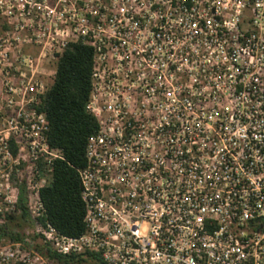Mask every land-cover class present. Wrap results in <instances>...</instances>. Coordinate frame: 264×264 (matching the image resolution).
I'll list each match as a JSON object with an SVG mask.
<instances>
[{
	"label": "built area",
	"instance_id": "built-area-1",
	"mask_svg": "<svg viewBox=\"0 0 264 264\" xmlns=\"http://www.w3.org/2000/svg\"><path fill=\"white\" fill-rule=\"evenodd\" d=\"M91 50L97 125L77 170L84 231L36 222L60 152L41 102ZM0 264H264V0H0Z\"/></svg>",
	"mask_w": 264,
	"mask_h": 264
},
{
	"label": "trees",
	"instance_id": "trees-1",
	"mask_svg": "<svg viewBox=\"0 0 264 264\" xmlns=\"http://www.w3.org/2000/svg\"><path fill=\"white\" fill-rule=\"evenodd\" d=\"M91 57L88 47L72 45L66 49L56 62L52 84L40 107L48 126L47 144L60 152L61 160L52 163L50 181L38 192L43 212L36 222L47 223L66 237H78L84 231L77 170L84 165L86 140L97 130L94 117L85 110L90 91ZM17 209L18 215L10 216L4 229L0 228V237L8 241H21L23 227L31 224L22 189ZM34 249L56 264H100L94 257L87 260L60 256L42 246H34Z\"/></svg>",
	"mask_w": 264,
	"mask_h": 264
},
{
	"label": "rangeland",
	"instance_id": "rangeland-1",
	"mask_svg": "<svg viewBox=\"0 0 264 264\" xmlns=\"http://www.w3.org/2000/svg\"><path fill=\"white\" fill-rule=\"evenodd\" d=\"M10 226V225H9ZM32 225H25L22 229V233H23V238L27 237L30 240H33V242L36 243V240H34V238L31 236V227ZM87 264H92L91 262H88Z\"/></svg>",
	"mask_w": 264,
	"mask_h": 264
}]
</instances>
